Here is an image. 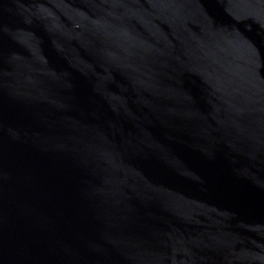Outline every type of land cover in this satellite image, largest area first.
Masks as SVG:
<instances>
[{
  "label": "water",
  "instance_id": "water-1",
  "mask_svg": "<svg viewBox=\"0 0 264 264\" xmlns=\"http://www.w3.org/2000/svg\"><path fill=\"white\" fill-rule=\"evenodd\" d=\"M0 264H264V0H0Z\"/></svg>",
  "mask_w": 264,
  "mask_h": 264
}]
</instances>
